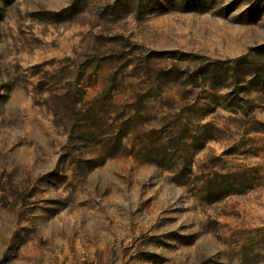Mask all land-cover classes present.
Here are the masks:
<instances>
[{
    "label": "rangeland",
    "instance_id": "rangeland-1",
    "mask_svg": "<svg viewBox=\"0 0 264 264\" xmlns=\"http://www.w3.org/2000/svg\"><path fill=\"white\" fill-rule=\"evenodd\" d=\"M0 264H264V0H0Z\"/></svg>",
    "mask_w": 264,
    "mask_h": 264
}]
</instances>
